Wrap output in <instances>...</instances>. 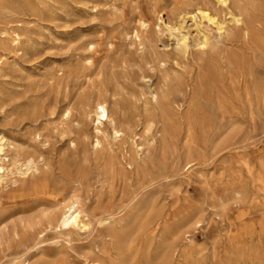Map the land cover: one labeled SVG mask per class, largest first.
<instances>
[{
  "label": "rangeland",
  "instance_id": "rangeland-1",
  "mask_svg": "<svg viewBox=\"0 0 264 264\" xmlns=\"http://www.w3.org/2000/svg\"><path fill=\"white\" fill-rule=\"evenodd\" d=\"M185 1L0 0V135L9 142L4 168L10 174L0 187V264H119V259L180 264V252L187 249L192 252L186 264H264V116L251 117L237 103L232 118H175L171 156L161 152L159 118H119L120 110L132 114L143 108L146 87L137 80V65L146 71L144 58L156 53L166 67L180 72L187 68L186 58L196 54L192 21L184 31L190 45L185 58L172 51L166 34L136 27L138 16L155 23L154 9L167 11ZM59 3L67 5L65 11L52 9ZM93 4L96 12L88 9ZM256 5L264 9V0ZM4 8L11 14L4 16ZM199 9L196 20L214 34ZM134 30L142 45L133 39ZM87 41H93L92 49H86ZM105 89L116 93V104L108 106L114 118L101 119L103 148L93 153L95 111L87 114L82 103L92 106ZM68 107L70 119H65L61 111ZM110 119L118 129L132 125L133 138L127 133L112 140ZM224 142L229 149L215 155ZM117 144L124 157L117 153L118 163L110 165L106 151L117 150ZM25 153L43 163V172L52 171L55 200L25 189L32 178L16 170ZM129 159L135 163L131 168L125 164ZM165 175L172 177L162 180ZM150 180L120 216L94 222ZM72 196L81 200L93 230L67 241L37 219L60 210ZM155 222L160 227L148 237ZM36 233L43 235L38 248H24ZM171 246L179 254L167 258Z\"/></svg>",
  "mask_w": 264,
  "mask_h": 264
},
{
  "label": "bare ground",
  "instance_id": "bare-ground-1",
  "mask_svg": "<svg viewBox=\"0 0 264 264\" xmlns=\"http://www.w3.org/2000/svg\"><path fill=\"white\" fill-rule=\"evenodd\" d=\"M47 1L55 2V0ZM71 2L76 5L77 0H71ZM215 5H217V8H215ZM66 6L65 3H59L58 8L52 6V9L65 11ZM198 7H200L199 11L204 13L205 20L208 21L206 27L210 26L209 23L213 25L214 34L210 35L196 20L194 13ZM88 9L96 12L97 5L93 4ZM217 9L223 11V18L219 17L218 13L220 12ZM2 10L4 16L11 14L7 8ZM162 13L165 18L161 17ZM152 16L156 21L155 23H149L138 16L136 27L145 32L146 29L152 27L156 35L166 34L172 41V51L183 58L189 56L190 47L189 33L184 31L185 28H188L187 22L192 21L197 33L192 38V43L195 48L197 47V51L194 55L190 54V60L186 58L187 68L180 72L166 67L165 62L156 53L152 54L150 58H144L146 71H142L140 64L137 65V80L144 82L146 87L143 108L138 111L134 110L132 114H123L119 107L121 113H119V118H159L162 126L160 130L161 152L164 155L171 156L175 152L173 146L174 140H176L173 130L175 118H232L237 103L244 110L247 109L248 115L251 117L264 116V9L256 5V0H188L175 4L167 11L154 9ZM224 16L229 17L226 20ZM134 31L133 39L139 45H142L140 32ZM85 47L86 49H92L93 41H87ZM121 65L126 67L125 59L121 60ZM156 71L158 74H156ZM107 92L105 89L103 93H99L92 106L88 102L82 103L83 107L86 106L88 109L85 108L87 114L91 109L95 111L93 120L95 121V137L91 143L93 153L98 151L99 148H103L101 147L100 137L102 131L99 128L102 125L101 119L114 118L108 113V106L116 104V93L109 92L107 94ZM198 101L203 102V105L199 106ZM254 108L256 113L253 112ZM61 112L64 113L65 119H70L69 107ZM108 123L112 140H117L127 133L129 138H133L134 134H130L133 133L132 125L127 124L124 129H118L115 120L110 119ZM186 131L189 135L191 128L188 126ZM102 136L104 138L106 135ZM73 141L70 140V144H74ZM8 143L0 135V187L9 170L4 168L6 148L9 147ZM118 146L120 147L117 150L113 148L114 146H107L109 147L106 151L107 162L110 165L118 163L117 153L124 157L123 147L121 148V144ZM68 147H70L69 144ZM227 149H229V146L224 142L222 145L215 147L214 154L217 155ZM7 159L9 161V158ZM17 163V173L22 178H32V181L25 185V189L37 191L43 198L55 200L52 190L56 185L52 183V171L43 172L44 169L41 170L43 163L39 166L38 160L28 153H25ZM125 164L128 168H131V165L135 163L129 159ZM171 177L165 175L161 179L169 180ZM152 183L153 180H150L137 185L129 199L119 204L114 210L100 213L95 217L94 222L99 225L120 216ZM1 220L0 227L3 228ZM38 220L44 221L46 223L45 228L54 230L67 241H70L73 235H80L85 231L93 230L92 220L84 210L81 200L76 196H72L60 210L45 212L38 217ZM160 224L161 222H155L149 226L146 231L147 236H154ZM163 231L173 234L171 229L164 228ZM39 233H36L32 243L25 245L24 248L28 250L37 249L43 238V235H39ZM183 239H187V237L183 236ZM191 252V249L180 252V264L187 263ZM178 254L177 247L171 246L166 257L177 256ZM119 264L127 263L119 259Z\"/></svg>",
  "mask_w": 264,
  "mask_h": 264
}]
</instances>
